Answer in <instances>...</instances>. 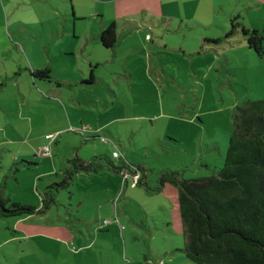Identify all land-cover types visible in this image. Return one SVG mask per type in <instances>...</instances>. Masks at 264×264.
I'll return each instance as SVG.
<instances>
[{"label":"rangeland","instance_id":"rangeland-1","mask_svg":"<svg viewBox=\"0 0 264 264\" xmlns=\"http://www.w3.org/2000/svg\"><path fill=\"white\" fill-rule=\"evenodd\" d=\"M167 2L173 19L151 16L160 4L149 0H2L0 184L42 211L0 218V264H196L183 250L176 187L146 186L165 170L199 178L222 166L236 107L264 98V56L239 28L225 34L238 15L264 43V0ZM140 7L149 12L122 18ZM101 15L119 19L115 53L100 45ZM99 154L139 165L144 183L133 184L135 168L126 182L81 170L42 206L68 159Z\"/></svg>","mask_w":264,"mask_h":264},{"label":"trees","instance_id":"trees-1","mask_svg":"<svg viewBox=\"0 0 264 264\" xmlns=\"http://www.w3.org/2000/svg\"><path fill=\"white\" fill-rule=\"evenodd\" d=\"M238 15L230 18V36L238 28L247 44L260 57L264 56L263 30L245 26ZM218 41L219 38H210ZM99 41L105 48L114 49L117 44L116 23L111 22L99 33ZM33 78L50 80L49 68H30ZM90 73V81L93 80ZM64 177L48 186L42 206L55 201L59 188H67L73 174L78 171L123 172L135 168L143 184L145 174L138 166L120 161L114 164L105 155H95L85 160L77 155L68 159ZM24 164L31 161H22ZM21 163V164H22ZM19 163L14 169L18 170ZM132 172V174H135ZM125 179L124 182H126ZM158 191L166 184L177 189V205L181 217L187 258L196 264H264V98L247 99L236 107L232 117V129L222 166L209 176L184 178L179 172L165 170L160 174ZM0 184V218L27 216L42 211L40 207L19 200H11L3 194ZM135 207V206H134Z\"/></svg>","mask_w":264,"mask_h":264},{"label":"crops","instance_id":"crops-1","mask_svg":"<svg viewBox=\"0 0 264 264\" xmlns=\"http://www.w3.org/2000/svg\"><path fill=\"white\" fill-rule=\"evenodd\" d=\"M7 2H9L10 0H6ZM139 1H141L142 2V0H139ZM161 1V2H160ZM162 1L163 0H149V3L151 4V5H153V4H155V2L156 3H158V5L160 4V10L159 11H155V10H153V12L151 11V12H149V11H147V10H145L144 8H139V9H137V10H135V11H129V12H126V13H123V14H121L122 15V18L124 19V20H126V21H128L129 19H131V18H135V15H137V13H139L142 9L144 10V12H142V13H148L149 12V14L151 15V16H159V15H162V16H166L165 18H171V19H173L174 18V16L175 15H178V14H174V13H172L171 11H165V10H163L162 9ZM190 1L191 0H169V2H167V3H169L171 6H172V4L174 3V4H176V5H178V7H180V6H183V5H189V3H190ZM127 4V3H126ZM165 4V3H164ZM141 9V10H140ZM140 10V11H139ZM184 12V11H183ZM182 14V13H181ZM0 16L2 17L1 18V21H0V40L2 39V36L3 35H5V36H8L9 35V27H7L6 26V24H5V22H6V20H7V14L4 12V8H3V6H2V0H0ZM190 16V15H189ZM101 17V19H103L104 20V18H103V15H101L100 16ZM4 18H5V20H4ZM124 20H122V21H124ZM111 22H115L116 23V27H118V25L120 24L119 23V19H117V18H114V19H110L108 22H105V20H104V22H103V27L102 28H104L105 26H107L109 23H111ZM125 22V21H124ZM102 28H101V30H102ZM100 30V31H101ZM100 33V32H99ZM116 33H117V30H116ZM117 39H118V33H117ZM100 42V41H99ZM117 43H118V41H117ZM4 45V43L3 42H1L0 41V52L3 50V46ZM100 45H101V43H100ZM102 46V45H101ZM117 46V45H116ZM105 48V47H104ZM116 47H114V49H110V48H108V49H110V50H112L113 51V53H115L116 52V49H115ZM95 63H98L97 61L95 62ZM109 170V169H108ZM107 170V171H108ZM111 171V170H110ZM101 172H106V170L105 171H101ZM93 173H99V172H93ZM116 174H118V173H116ZM108 221V220H107Z\"/></svg>","mask_w":264,"mask_h":264},{"label":"built area","instance_id":"built-area-1","mask_svg":"<svg viewBox=\"0 0 264 264\" xmlns=\"http://www.w3.org/2000/svg\"><path fill=\"white\" fill-rule=\"evenodd\" d=\"M112 156L113 157H118L119 155H118V153L116 151H113L112 152ZM128 176H129V174H127L126 172H123L124 181H125V179H127ZM132 178H134L133 184L135 185V183H136V181L138 179V173L132 174ZM106 222H107V220H106Z\"/></svg>","mask_w":264,"mask_h":264}]
</instances>
